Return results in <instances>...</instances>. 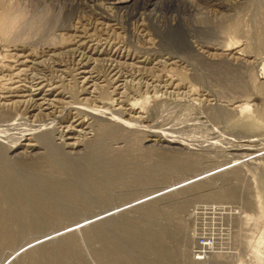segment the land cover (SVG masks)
I'll use <instances>...</instances> for the list:
<instances>
[{
  "label": "rangeland",
  "instance_id": "obj_1",
  "mask_svg": "<svg viewBox=\"0 0 264 264\" xmlns=\"http://www.w3.org/2000/svg\"><path fill=\"white\" fill-rule=\"evenodd\" d=\"M150 3L118 8L114 0H0V77L17 70L16 60L25 55L29 65L22 66L20 78L26 90L46 81L61 88L66 101L48 110L33 108L27 98L4 107L3 162L14 174L33 179L38 190L40 177L74 182L88 201L54 204L69 208V215H43L17 236L18 245L1 248L0 264H29V254L54 247L71 249L75 264H104L98 253L109 249L106 238L89 235L102 225L107 238L127 244L135 258L264 264V0ZM82 62L98 78L93 94L81 83ZM169 79L178 88L167 87ZM78 117L88 127L75 134L79 147L72 149L65 130ZM105 123L116 125L115 132L102 136ZM44 134L49 142H37ZM29 138L38 150L9 152ZM58 157L66 161L59 175L51 173ZM101 183L108 188L98 194ZM29 204L6 206L40 207ZM150 207L156 215L145 214ZM117 226L147 233L163 229L172 258L134 251L137 238ZM199 235L214 240L201 261L193 255Z\"/></svg>",
  "mask_w": 264,
  "mask_h": 264
},
{
  "label": "bare ground",
  "instance_id": "obj_2",
  "mask_svg": "<svg viewBox=\"0 0 264 264\" xmlns=\"http://www.w3.org/2000/svg\"><path fill=\"white\" fill-rule=\"evenodd\" d=\"M112 4H113V0ZM139 0H114V4L119 8L120 5L125 4H129V3H135L138 2ZM155 0H144V5L145 6H149ZM190 2V1H189ZM103 7V6H102ZM111 7V6H109ZM107 8V7H106ZM111 11V10H110ZM103 24V23H102ZM86 34V33H85ZM98 37V36H97ZM79 38V37H78ZM91 38V37H90ZM95 38V37H94ZM88 39V38H87ZM81 41V40H80ZM89 41V40H88ZM78 42V41H77ZM84 41H81V43ZM86 42V41H85ZM80 43V44H81ZM82 45V44H81ZM91 45V44H89ZM98 45V44H97ZM91 48V47H89ZM88 49V48H87ZM96 49V48H94ZM226 50H228L227 52H230V48H225ZM94 51V50H93ZM96 51H98L96 49ZM227 52L225 53V56L227 55ZM232 52V51H231ZM230 52V58L233 59H238V57H234L233 54ZM91 53V52H90ZM99 53V52H98ZM107 53V52H106ZM23 54V53H22ZM28 54V53H27ZM30 54V53H29ZM87 54V53H86ZM102 54V53H101ZM218 54V53H217ZM216 54V55H217ZM235 54H238V52H235ZM19 55V53H18ZM21 55V54H20ZM83 55V54H82ZM81 55V56H82ZM108 55V54H107ZM117 55V53L115 54ZM29 56V55H27ZM16 57L18 58V56L16 55ZM25 57V55H24ZM23 56L20 58H18V60H16V66L17 70L15 71H8V73L10 72L9 76L6 78L5 77H0V84L1 87L0 89V109L2 110L4 107L9 106L10 104H17V103H21L23 101L29 100L31 101V103H33V108L37 109V110H48L51 109L52 105L54 104V102H61L63 101L62 98V93H61V88L59 90L58 86L52 85V84H47L46 81H39L37 82L35 85L32 86L31 90L27 89L26 90V85H24L22 83L23 80H21V71L24 70V68H22L23 65H26L27 62H29L28 58H24ZM35 57V56H34ZM39 57V56H38ZM80 57V56H79ZM122 57V56H121ZM128 57V56H127ZM37 58V57H36ZM90 58V57H89ZM110 57L108 56V59ZM14 59V58H12ZM32 59V58H31ZM97 59V57H96ZM99 59V58H98ZM101 59V58H100ZM106 59V57H105ZM112 59V58H111ZM117 59V58H116ZM6 60V59H5ZM43 60V59H42ZM95 60V58H94ZM93 60V61H94ZM31 61V60H30ZM33 61V60H32ZM86 61V59H85ZM92 61V60H91ZM111 61V60H110ZM138 61V60H137ZM141 61V60H140ZM41 62V61H40ZM39 62V64H40ZM119 62V61H118ZM132 62V61H131ZM144 62H147L144 61ZM32 63V62H31ZM96 63V62H95ZM36 64V63H35ZM42 64V62H41ZM146 64V63H145ZM4 65V64H3ZM7 65V64H6ZM29 65V63L27 64ZM26 65V67H27ZM34 65V63H33ZM38 65V64H36ZM45 65V64H44ZM95 65V64H94ZM109 65V64H108ZM115 65V63H114ZM119 65V64H118ZM130 65V64H129ZM133 65V64H132ZM136 65V64H134ZM5 66V65H4ZM15 66V65H14ZM13 66V67H14ZM93 66V65H92ZM6 67H11L10 69H12V66H9V64ZM31 67V66H30ZM38 66H36L37 68ZM77 67V66H76ZM28 69V68H25ZM30 69V68H29ZM33 69H35V67H33ZM32 69V71H33ZM39 69V67H38ZM111 69V68H110ZM5 71V69H3ZM9 70V69H7ZM116 70V69H115ZM170 70V69H169ZM1 71V70H0ZM31 71V73H33ZM26 72H28L26 70ZM30 72V71H29ZM112 72V71H111ZM7 73V72H6ZM23 73V72H22ZM114 73V72H113ZM136 73V72H135ZM27 74V73H26ZM43 74V73H42ZM77 74V73H76ZM78 74L80 75V78L82 79V82H85L88 86L86 88V90L89 93H92V91H95L96 87H97V82H98V78L94 75L93 70L89 67V65L87 63L82 62L80 68H79V72ZM23 75V74H22ZM28 75V74H27ZM78 75V76H79ZM111 75V74H110ZM118 75V74H117ZM34 76V74H33ZM32 76V77H33ZM168 76V75H167ZM31 77V76H30ZM52 77V76H51ZM124 78V77H123ZM109 79V78H108ZM121 79V78H120ZM119 79V80H120ZM127 79V78H126ZM174 79V78H172ZM30 80V79H29ZM39 80V79H38ZM36 80V81H38ZM43 80V79H41ZM68 80V79H67ZM124 80V79H123ZM170 80V79H169ZM27 81V79H26ZM25 81V82H26ZM79 81V80H78ZM35 82V81H34ZM47 82H50L47 80ZM28 84V83H27ZM32 84V83H31ZM103 84V83H102ZM157 84V83H156ZM166 84V83H165ZM59 85V84H58ZM105 85V83H104ZM159 85V84H158ZM115 86V85H114ZM164 86V84H163ZM166 86H176V88H178V84L174 83L172 80H170ZM165 86V87H166ZM60 87V85H59ZM84 87V86H83ZM82 87V89H83ZM125 87V86H124ZM164 87V88H165ZM170 88V87H169ZM174 88V87H173ZM172 88V89H173ZM95 89V90H94ZM167 89V88H166ZM175 89V88H174ZM173 89V90H174ZM84 90V89H83ZM124 90V89H123ZM178 90V89H177ZM119 91V90H118ZM191 91V90H189ZM98 92V91H97ZM124 92V91H123ZM66 93V92H65ZM99 93V92H98ZM97 93V94H98ZM121 93V92H120ZM191 93V92H190ZM93 94V93H92ZM66 95V94H65ZM101 95V92L100 94ZM123 94H121L120 97H122ZM69 96V95H68ZM94 96V95H93ZM118 96V97H119ZM125 96V95H124ZM86 97V96H85ZM88 97V96H87ZM86 97V98H87ZM100 97V96H99ZM66 98V96H65ZM71 98V97H70ZM124 98V97H123ZM24 99V100H23ZM72 99V98H71ZM90 99V98H87ZM85 99V100H87ZM101 99V97H100ZM100 99H95V100H99ZM81 100V99H80ZM120 100V99H119ZM123 100V99H122ZM76 101V100H75ZM93 101V100H92ZM28 102V101H27ZM66 102V101H63ZM121 102V101H120ZM62 103V102H61ZM92 103V102H91ZM95 103V102H94ZM92 103V105L94 104ZM76 104V103H75ZM121 104V103H120ZM13 105V106H14ZM77 105V104H76ZM103 105V104H102ZM19 106V105H18ZM29 106V105H28ZM86 106V105H85ZM91 106V105H90ZM94 106V105H93ZM92 106V107H93ZM96 106V103H95ZM101 106V105H99ZM98 105L96 107H99ZM24 107V106H23ZM96 107L94 108L96 110ZM104 107V106H103ZM121 107V106H120ZM14 108V107H13ZM12 108V109H13ZM7 109V108H6ZM29 109V108H28ZM57 109V108H56ZM127 109V108H125ZM128 109H132V108H128ZM0 113L3 112V110ZM98 110V108H97ZM134 110V109H133ZM10 111V110H9ZM54 111V110H53ZM56 111V110H55ZM58 111V109H57ZM89 111V110H88ZM91 111V110H90ZM94 110L91 111V113ZM43 112V111H42ZM131 112V111H130ZM37 113V112H36ZM40 113V112H38ZM44 113V112H43ZM47 113V112H46ZM45 113V114H46ZM58 113V112H57ZM55 114V113H54ZM125 114V113H124ZM129 114V113H128ZM37 115V114H35ZM46 115H50V114H46ZM40 116V115H39ZM77 116V115H76ZM133 116V115H132ZM37 117V116H36ZM42 117V116H41ZM84 117V116H83ZM74 118V117H72ZM86 118V117H85ZM85 120V119H84ZM83 119H80L79 117L77 119H74V121L66 126V130H65V135H66V141L69 145L70 148L72 149H76L77 147H79V143L77 139H80V137H76L75 134L77 133H82L84 131L87 130L86 123ZM91 123V122H90ZM92 128V127H91ZM112 129H116V125L113 124H104L101 127L102 130V136L105 134H109V132H111ZM112 130V131H114ZM108 132V133H107ZM115 132V131H114ZM29 134V133H28ZM60 135V134H59ZM157 135V134H156ZM81 136V135H80ZM84 136V135H83ZM32 137V136H30ZM86 137V136H85ZM26 138V137H25ZM61 138V137H59ZM63 138V137H62ZM84 138V137H83ZM158 138V137H157ZM156 138V140H157ZM166 138V137H165ZM155 139V138H154ZM153 139V140H154ZM160 139V138H159ZM163 139V138H162ZM62 140V139H61ZM155 140V141H156ZM82 141V139H81ZM168 141V140H167ZM175 141V140H174ZM37 142H41V143H48L49 142V137L47 135H42L39 137V139L37 140ZM83 142V141H82ZM161 142V141H159ZM65 143V142H64ZM82 144V143H81ZM61 146L63 147V145L61 144ZM64 147H66L64 145ZM1 149V148H0ZM9 149V148H8ZM53 149V148H52ZM69 149V148H68ZM38 150V144L31 138L26 139V142H24L23 144H20V146H15V147H11V149H9V152L15 154V155H19L22 153H32L34 151ZM25 151V152H23ZM52 151V150H51ZM74 151V150H73ZM72 151V153H73ZM54 152V153H52ZM51 152V154L54 155L58 153L56 152L55 148L53 149V151ZM76 154V153H75ZM14 155V156H15ZM57 156V155H56ZM59 158V157H58ZM76 158V157H75ZM60 160L58 161H53L55 162L53 165V170H52V174L57 173V175H59L58 173L61 170V166L66 164V161L64 158H59ZM52 160V159H51ZM50 160V161H51ZM51 162V163H53ZM57 164V165H55ZM51 174V175H52ZM61 174V173H60ZM56 175V174H55ZM55 177V176H54ZM53 176L47 177V178H38V184H40L43 188H41V190L39 189H35L33 187V185L35 182L33 179H28V178H22L19 175L14 174V171L11 167H9L8 165H5L3 162V155L1 153L0 150V250H2L1 248H3V246L9 244V245H14L15 243H17V236L22 232V231H27L32 229L34 226H36L37 224H39V221L43 218H45L43 215L46 216L49 215L51 219H59V218H64L66 216L69 215L70 213V209L69 208H62L59 206H54V204H58L60 205L61 203H63L62 201H67V202H75L78 205H87V202L83 196H81V193L79 192L77 186L75 185L74 182H64V183H58L54 180ZM53 178V179H50ZM146 179H144L145 181ZM149 180V179H148ZM144 181H142L144 183ZM147 182V181H146ZM150 182V180L148 181ZM149 184V183H148ZM152 184V183H151ZM146 185V184H145ZM145 187V186H144ZM97 188V187H96ZM107 185L105 184H100L98 186L97 189V193L98 194H102V192L107 189ZM152 188V187H151ZM141 189V188H140ZM146 189V188H145ZM148 190V189H147ZM146 193V192H145ZM148 193V192H147ZM160 194V193H158ZM157 196V195H156ZM155 196V197H156ZM213 196V195H212ZM219 197H223L222 195H218ZM214 197V196H213ZM16 204L17 206H23L24 204H31L34 203L37 206L39 205L40 209L37 208L38 210L34 211H29V210H23V207L21 209V211H18L14 208V207H8L6 205L8 204ZM29 204V205H30ZM12 205V206H13ZM65 205V204H64ZM63 205V206H64ZM4 206H6V208H3ZM11 206V205H9ZM90 206V205H89ZM28 207V206H27ZM31 207V206H30ZM88 207V206H87ZM33 208V207H31ZM144 208V207H143ZM26 209V208H24ZM69 209V210H68ZM147 209V208H146ZM157 209L155 207H150L145 211V214L147 215H156ZM104 214H102L103 216ZM101 216V217H102ZM105 216V215H104ZM95 219V218H94ZM50 220V219H49ZM89 222V221H88ZM83 226V225H82ZM118 228H120V230H124V232L127 233L129 236H131L130 238H132L133 240H135V238H137V240L134 241V243L132 244L134 251H140L145 253L148 251H155V253L159 256V258H164V259H169L172 258L173 254L172 252H170L169 248L167 247V241H166V233L163 229H160L159 231L153 232V233H147L144 230L142 231L139 227L137 226H131V227H125V226H117ZM74 228V227H73ZM116 228V227H115ZM111 230V229H110ZM109 230V231H110ZM70 232V231H69ZM79 232H81L79 230ZM108 228H106L105 226H98L96 228V230L90 232V237L93 238L95 236H104L103 238H106V245H108L109 249L108 250H103L100 251L98 254L100 256V258L102 259L104 264H160L159 262L161 261H153L152 259L145 260L144 257L143 259L140 258H135L134 255H132L129 249H128V245L125 244L124 242L121 241H113L112 239H108ZM78 233H76L77 235ZM84 234V233H83ZM82 235V234H81ZM87 235V234H85ZM88 235V236H89ZM72 236V235H71ZM75 237V236H73ZM81 237V236H80ZM84 237V236H83ZM82 238V237H81ZM129 238V240H130ZM79 240V239H78ZM81 240V239H80ZM79 240V241H80ZM74 242V239L71 238L69 243ZM69 243L67 244V246L69 245ZM18 245V243H17ZM127 245V246H126ZM130 245V244H129ZM30 246V245H29ZM15 247V246H14ZM33 247V246H32ZM30 249V248H29ZM6 252V251H5ZM31 252V249H30ZM27 255V254H26ZM3 257V256H2ZM23 260V259H22ZM161 260V259H160ZM29 264H75V259L73 257V253L71 249H66L65 247H54V248H50L48 250H42V251H36L33 252L31 254H29ZM16 262V261H15ZM14 262V264H15ZM25 262V261H24ZM20 263V262H19ZM18 263V264H19ZM22 264V262L20 263ZM162 264V263H161Z\"/></svg>",
  "mask_w": 264,
  "mask_h": 264
},
{
  "label": "built area",
  "instance_id": "obj_3",
  "mask_svg": "<svg viewBox=\"0 0 264 264\" xmlns=\"http://www.w3.org/2000/svg\"><path fill=\"white\" fill-rule=\"evenodd\" d=\"M213 238L208 235H199L196 237V244L193 249V255L199 261L204 260L210 249L213 247Z\"/></svg>",
  "mask_w": 264,
  "mask_h": 264
}]
</instances>
